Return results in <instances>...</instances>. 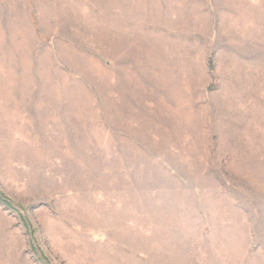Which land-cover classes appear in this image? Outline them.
I'll list each match as a JSON object with an SVG mask.
<instances>
[{
  "label": "rangeland",
  "instance_id": "rangeland-1",
  "mask_svg": "<svg viewBox=\"0 0 264 264\" xmlns=\"http://www.w3.org/2000/svg\"><path fill=\"white\" fill-rule=\"evenodd\" d=\"M0 194V264H264V0H0Z\"/></svg>",
  "mask_w": 264,
  "mask_h": 264
},
{
  "label": "trees",
  "instance_id": "trees-1",
  "mask_svg": "<svg viewBox=\"0 0 264 264\" xmlns=\"http://www.w3.org/2000/svg\"><path fill=\"white\" fill-rule=\"evenodd\" d=\"M0 197H1V194H0ZM7 203H9V202H7Z\"/></svg>",
  "mask_w": 264,
  "mask_h": 264
}]
</instances>
